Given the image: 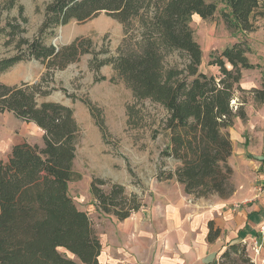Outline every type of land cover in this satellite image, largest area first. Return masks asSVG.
Instances as JSON below:
<instances>
[{"label": "trees", "instance_id": "obj_1", "mask_svg": "<svg viewBox=\"0 0 264 264\" xmlns=\"http://www.w3.org/2000/svg\"><path fill=\"white\" fill-rule=\"evenodd\" d=\"M220 4L227 29L235 33L255 31L264 17L263 0H52L39 29L44 35L100 12L124 24L117 53L106 58L95 53L91 67L98 71L112 64L114 79L124 81L139 102L150 99L166 109L160 122L169 141L161 152L179 164L173 171H161L158 180L175 177L195 198H228L235 191L234 169L228 162L234 152L229 129L236 117L246 118L247 99L238 95L247 93L241 87L243 71L259 67L249 59L250 43L241 38L211 56L210 64L219 67V74L200 69L203 51L190 21L195 14L213 17ZM20 27L10 25L11 41ZM92 45L89 37L57 47L41 37L21 36L18 53L0 59V72L32 58L49 69H64L83 54L94 53ZM52 89H43V80L0 82V114L11 112L43 130L42 144H15L8 160H0V264H102L103 245L91 217L69 194V183L80 177L74 169L80 125L70 106L46 100ZM251 93L256 102L264 103V80ZM104 185L98 177L91 182L102 213L125 220L142 208L143 199L123 184L112 183L108 189ZM209 227L211 240L220 230H214L212 222ZM221 262L255 264L243 242L230 244Z\"/></svg>", "mask_w": 264, "mask_h": 264}, {"label": "rangeland", "instance_id": "obj_2", "mask_svg": "<svg viewBox=\"0 0 264 264\" xmlns=\"http://www.w3.org/2000/svg\"><path fill=\"white\" fill-rule=\"evenodd\" d=\"M51 1L0 0V30L4 28L0 32V59L18 53L16 45L21 36L30 39L41 37L46 44L52 43L57 47L78 37H89L94 53L83 54L78 61L64 69H49L40 59H24L0 72V82L14 85L22 81L43 80V89L53 88L46 100L61 102L74 110V117L80 125L74 169L80 177L69 183V194L78 208L90 215L94 230L100 237L112 230L120 219L114 214H104L97 208L91 192L93 179H104L105 189L112 183L123 184L127 192L138 194L144 202L153 182L158 181V174L175 170L179 162L163 156L161 152L169 141L160 122L167 114L166 109L150 99L139 102L124 81L114 79L116 72L112 64L104 65L98 71L91 67L95 53L99 58L117 53L125 36L124 24L100 12L93 19L72 20L48 29L42 35L39 29ZM222 8L223 4H220L210 18L195 14L190 24L195 40L202 47V71L219 74V67L210 64L211 56L241 38H246L251 45L249 59L259 65L243 71L241 87L247 93L238 95L247 99L246 118L236 117L233 127L229 129L234 150L232 163L236 166L231 181L235 186L239 180L243 183L250 181V172H246L241 164L244 150H251L252 155L264 154V103L256 102L251 93V88L261 87L264 80V17L258 20L255 31L244 35L227 29ZM11 24H21L12 41L7 34ZM106 50L109 52H104ZM232 103L237 108L238 98L233 99ZM42 135L43 130L38 125L18 119L11 112L0 114V160H8L15 144L25 141L42 144ZM215 196L218 195L205 198ZM248 202L249 199H244L238 202V207ZM61 251L65 252V249L61 248Z\"/></svg>", "mask_w": 264, "mask_h": 264}, {"label": "crops", "instance_id": "obj_3", "mask_svg": "<svg viewBox=\"0 0 264 264\" xmlns=\"http://www.w3.org/2000/svg\"><path fill=\"white\" fill-rule=\"evenodd\" d=\"M244 150L246 183L235 182L229 198L194 199L173 179L155 180L142 208L100 235L102 264H223L222 252L236 242L264 264V154ZM229 164L236 171L232 163ZM244 169V170H245ZM247 197V198H246ZM249 199L238 207V202ZM220 234L209 239V223Z\"/></svg>", "mask_w": 264, "mask_h": 264}, {"label": "built area", "instance_id": "obj_4", "mask_svg": "<svg viewBox=\"0 0 264 264\" xmlns=\"http://www.w3.org/2000/svg\"><path fill=\"white\" fill-rule=\"evenodd\" d=\"M263 161H264V158H263ZM261 189L264 190V185L261 187ZM261 231H262V233H263L262 236L264 237V224L261 225Z\"/></svg>", "mask_w": 264, "mask_h": 264}]
</instances>
